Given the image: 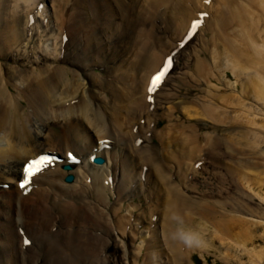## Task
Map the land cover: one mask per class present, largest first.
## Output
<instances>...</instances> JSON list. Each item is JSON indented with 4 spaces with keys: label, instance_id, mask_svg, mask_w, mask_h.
I'll list each match as a JSON object with an SVG mask.
<instances>
[{
    "label": "rangeland",
    "instance_id": "374dc122",
    "mask_svg": "<svg viewBox=\"0 0 264 264\" xmlns=\"http://www.w3.org/2000/svg\"><path fill=\"white\" fill-rule=\"evenodd\" d=\"M15 1L20 2V0ZM67 1L73 2L74 0ZM245 1L242 2L245 3L242 7L248 6L250 9L245 11L247 13L241 19L240 16H236L233 13V5L235 4L236 6L238 0H186V3L183 0V5H187L189 20L188 25L186 27L181 26L182 29L179 30V24L175 20V16L173 19L171 15L158 18L159 15L171 10V3L165 2L161 6L163 11L160 7L156 13L155 0H142L141 15H136L134 18L133 27L128 31V36L136 41L138 36L140 37V41H137L141 45L139 55L146 56L143 53L146 51L145 53L151 57L153 62L152 67L148 70L149 73L158 69L171 50L178 47V43L183 40V35L190 21L199 14L205 13L206 16L204 19L205 23L201 27L199 34L190 45L176 55L173 72L167 77L164 84L159 89H156L157 92L151 98V102L149 103L148 99L146 100V84L148 85V79L150 78V74L147 72L145 76L148 83L145 82V78V81H140L141 94L136 98L137 100L135 99L136 104L132 103L134 109L121 117L122 127L118 131L111 130V135H108L111 137L109 139L122 141V144L114 142L110 150L109 148L104 150L103 154L107 157L106 160L108 161L110 158L111 161H115L119 165L128 151L132 153L130 150H133L131 149L133 147L138 155L134 158L138 163L137 178L139 179L138 176L141 172L140 178L143 181H135L126 192H123L118 183L114 182V184L112 183L114 186L112 185L111 191H106L105 194L98 196L96 207L100 211L107 212L106 216H103V222L97 220L96 215L89 213L88 210H82V208L73 217L66 211L54 208L55 193L65 194L64 189H66L61 188L58 184L54 189L49 188L47 185L44 186V188L48 189L47 198L41 196V193L34 194L37 189L42 187L37 184L36 188L29 194H32L30 196L31 206L26 207V209L24 208V203H28L25 200L28 195L23 196V192L21 193V189L18 188V177L15 181H12L13 184H0V194L5 191L13 197V200L16 198L19 201V210L22 211V214L27 211L31 217L30 220H27V223L23 222L19 226L16 225L17 231L14 229L15 223H12L14 230L10 233L14 237V247L17 252L16 261H12V264L14 262L16 264H153L149 262L148 254H150L149 250L152 248L154 232L162 228L160 239L165 237L163 225L167 222L165 219L168 220L172 213L181 216L183 224L178 225L173 222L172 229L168 230L169 233L177 227L193 229L201 234L204 244L198 248H187L178 243L170 253L168 252L169 248L166 249L160 244L164 248V256L167 252L169 254L160 260L161 263L157 261L154 264H264V101L258 97L259 87L264 82V72L261 73L259 71L258 74L255 68L245 70L243 63L238 67L235 65L234 60H237L240 56L242 59L244 56L247 58V53H251L249 44L244 43L241 45L240 54L238 53L239 51H236V54H239L237 59L236 57L231 58L232 47L228 49V46L230 47L232 44H228V42L232 38L231 32L233 29L238 31L233 34V37L237 38V35L241 32L239 29L246 25L251 28L253 34L250 31L252 37L249 38V42L254 41L259 45V51L254 56L252 54L249 60L252 59L250 61L252 63L258 60L257 55H260L264 61V0ZM10 2L14 5V0H10ZM82 2L83 0H77L74 3H70L76 14H73V10H67L65 16L62 15L59 9V0H43L42 3L39 1L36 5H33L34 3L31 4L32 6L28 5L29 9L27 8L26 11H33L32 15H37V24H40L44 18L43 24L36 26V28L40 35H45L39 41L37 38L35 40L36 44L33 43L28 49L41 45L43 47L49 45L52 48L53 36L45 34L52 27L55 29V37H62L59 39L60 42H65L66 38L67 42H69L68 31L70 30L71 34L77 36V40H74L73 35L70 36L71 46H78L77 48L75 47L77 49L75 55L84 54L82 58L74 60L80 64L81 72L76 69H72V71L76 74L79 73L82 78L87 77V87L90 82L99 79L97 81L98 85L94 84L93 86V89L98 91L102 85L100 79L108 77L111 70L106 68L107 66H99V63L104 62L102 58L105 52V50L100 51L98 48L100 47L99 43L92 42L90 46L86 41L88 37H93V39L99 37L97 35L101 28H98L100 21L96 19L97 15L91 11L85 13L86 17L82 21L83 13L81 12L84 9ZM23 5L25 6L24 3ZM40 9L42 12L38 13ZM250 10L255 13L253 18L250 15ZM26 11L25 13H27ZM155 13L156 18L152 17ZM90 14H93V16L87 21ZM48 15L49 25L47 27L44 22L47 23ZM51 16H53L52 19H50ZM246 16L251 17V21ZM34 17H32L31 23H35ZM244 19L246 21H243ZM80 21L84 24V29L78 25ZM220 22H224V25L219 28ZM246 22H251L252 26L248 25V23L246 24ZM77 26L78 28L75 29ZM219 29H223V32ZM134 30L141 31L142 34H133ZM104 32H107V28H104ZM46 40L48 43H46ZM0 41H2L1 37ZM13 47L14 45L7 44L5 46L7 51L5 53L0 51V67L3 68L2 72L5 74L6 81L9 82L14 73L13 67L18 65L13 60V57H15V50L19 46L12 49ZM65 50L64 55L68 52L67 48ZM217 50H222V56L226 59L221 61L220 53ZM253 52L254 49L252 48ZM129 54L130 52L125 51L112 65L117 68ZM86 57L91 58V60ZM254 58L255 60L253 61ZM64 63L66 64V62ZM42 65L46 64H34L30 66L28 71L34 70L39 73ZM106 65L110 66V64ZM258 65L260 66L259 63ZM136 78L137 75L130 78V86H132ZM117 79L115 78L114 80L116 81ZM14 95L19 98L16 91H14ZM99 97L101 98L97 101V105L101 103L107 108L113 105V93L110 91L99 94ZM84 99L88 101L87 90H84L83 86L70 101L60 102L48 109L49 111L62 112L68 109L69 106L83 103ZM105 99L109 100L105 102ZM209 104L219 107V110L222 111L221 118L227 112L231 113V115H226L225 120H223L224 118L221 120L212 119L211 115L204 111L206 105ZM240 106L244 107L240 108ZM246 108L248 109L246 110ZM24 111L29 113V106H26ZM25 115L22 114V118H25ZM231 117L236 120L235 123L237 121L239 123L237 122L236 125L232 126L230 124ZM249 119L254 124H247L250 123ZM237 125H240L238 129H241V134L239 132L237 139H235V136L232 142L228 132H230V127H238ZM69 127V123L56 124L58 132L60 129L69 130ZM251 133L255 134L250 135ZM58 136L59 143H56L57 145L60 144L58 149H63L64 152H71L68 144H73L72 139H65L62 134H58ZM101 136L103 135L96 137L95 140ZM136 140H139L141 145L140 143L138 145ZM250 140L251 142H249ZM42 141L43 144L38 148V151H40L38 154L51 153V144L46 142L45 138ZM212 142L216 145L210 146L209 144ZM87 145L88 143H83L78 146V149H84L82 153H78L80 158H82L81 165L83 163L89 164L87 161L91 154L86 151L88 149L86 148ZM120 150L121 154H119ZM247 160L253 163L255 166L253 169L245 165ZM22 167L21 163L19 169H22ZM157 169H160V171L158 172ZM100 171L101 169H96L97 174H102ZM161 175L165 176V180H162ZM64 178L65 176L61 180L62 185L67 184ZM92 181V176H88L86 183L74 194V202L77 195L90 197ZM111 182H113V179H111ZM175 184L179 186L177 190L179 188L178 192L181 195L175 199L178 207H176V210L163 209L166 200L163 195H160L161 186L167 189ZM5 185L8 186L7 189ZM105 186L106 184H103L104 188ZM157 186L160 187L159 194L156 191ZM139 187L143 189V195H141V192L136 195L138 192L136 190ZM131 194L132 196H130ZM173 197L171 194L168 195L170 200ZM69 200L70 198L67 197L66 201ZM21 201L22 203H20ZM75 204L77 205V203ZM1 207L6 210L9 209V206L3 207L0 202V215ZM119 207L122 209L120 215L113 216L112 214ZM10 211L13 212V210ZM187 213H190L191 221L186 219ZM213 215L216 216L214 220ZM120 216H124L121 221L122 228L117 225L119 219H121ZM231 217L244 219L242 221L246 223L245 225H237L238 229L236 232L239 233L238 237L224 236V233L215 227L214 221ZM160 218L163 219V225L161 226H159ZM41 223L45 225H40ZM8 224L9 222L0 216V264H6L3 261L4 253L1 249L5 241L4 238L7 235ZM69 224H75L73 231ZM107 224H109L108 228ZM19 228H23V235L20 234L22 232L19 231ZM98 228L101 230L97 231L96 229ZM24 238L29 239V245H24ZM70 242L76 244V254H73L74 252L70 253V249L64 246L65 244L69 246ZM60 244L61 249H56V246ZM87 246H89V249H86ZM65 248L68 252L64 254ZM137 253L138 256L136 257ZM173 253L176 254L177 258L171 257ZM91 259H94V261H91Z\"/></svg>",
    "mask_w": 264,
    "mask_h": 264
},
{
    "label": "bare ground",
    "instance_id": "6f19581e",
    "mask_svg": "<svg viewBox=\"0 0 264 264\" xmlns=\"http://www.w3.org/2000/svg\"><path fill=\"white\" fill-rule=\"evenodd\" d=\"M39 1H41V3L43 2V0H20V2L14 0L13 2L14 5H12V2H10V0H0V37L2 39V41H0V44H1L0 51L2 53L3 52L5 53L7 51L5 49V46H7V44L12 45V46L14 45L12 49H14L16 46H19L18 49L15 50L16 51L15 57H13V60H15V62H17L18 65L13 67L14 73H13V76H11L10 78V82L6 81L5 74L2 72L3 68L0 67V184L12 183V181H15L17 179V177L19 178V183L20 182L22 183V180L25 178V173H24L25 165L29 163L30 160L35 159L41 155V154H38L40 153V151H38V148L43 144L42 140L45 138V140H47L46 142L51 144V150L53 152L55 151L57 156L59 155V159L61 158V162L60 161L54 162L51 165H48L50 167L44 166V168L41 169L40 172L36 173L31 178L30 186L24 187L23 190H21V193L28 192L30 189H32L33 191L36 188L35 186L38 184L42 187L40 189H37L36 193L34 194L41 193L40 194L41 196H43L44 198H47L48 189L44 188V186L47 185L49 186V188L54 189L58 184L61 188L63 189L66 188V189H64L65 194L55 193L56 198L53 200L54 208L60 211H66L69 214H71L72 217L75 216L79 212V209L82 208V210H88L89 213L96 215L98 218L97 220H100L103 222L104 221L103 216H106L107 212L100 211L96 207L98 196L105 194L106 191H111L112 190L111 187L114 184V182L118 183L120 189L123 192H126L132 183H134L135 181L142 180V178H140L141 172L138 176L139 179L137 178L138 163L136 162V160H134V158H136L138 155L136 154V150L133 147H131V149L133 150L129 149L130 152L132 153H129L128 151V153L123 157L122 163L118 165V163H116L115 161H111L110 158H109L110 161L106 160L107 157L103 154V151L107 150V148L106 147L104 148V146L106 145L103 144L104 143L103 140H100L102 138L107 137L108 135H111L110 134L111 130L118 131V129L122 127L121 117H123L124 114H126L129 111L132 112V110L134 109L132 107V103L135 105L136 100H137L136 98L141 94L140 81L144 80L145 78L146 81L145 80L144 81L147 82L145 74L147 72L149 73L148 70L153 65L152 59L150 56H148L147 53H145L146 51L143 52L146 56L139 55L141 45H139L137 41L138 40L140 41V37L138 36V40L136 41V40H132L131 37L128 36V31L131 30L133 27L134 18L136 17V15L138 16L141 15L140 11L142 10V5H141L142 0H83L82 2L83 8H84L81 12L83 13L82 21L86 17L85 13H89L91 11L92 13H95L97 15L96 19L100 21L99 23L100 26L98 25V28L99 29L101 28V31H99L97 35L99 37H97L96 39H93V37L91 38L88 37L86 41L90 46L92 45V42L99 43L100 47L98 48L100 49V51L102 52L103 50H105L103 54V58H102V61L104 62L99 63V66L101 67L107 66L106 68H110L111 70V73L108 75V77H104V79L102 78L100 79L102 85L99 87L98 91L93 89V86L94 84L98 85L97 81L99 79L96 81L90 82L89 86L87 87L86 86L87 84L86 82L88 81L86 80L87 77L82 78V76L79 73L76 74L74 71H72V69H76L80 71V68H79L80 64L76 63L74 60L76 58L77 59L82 58L84 54L75 55L77 51L76 48L78 46H75L76 48L71 46L72 43H70V36L73 34L70 33V30L68 31L69 42L67 43L60 42L59 39L62 37L60 36H59L60 38L55 37L56 36L55 29L54 27H52L45 32V34H48V36H53V39H52L53 47L52 48L49 47V45H45V47L41 45L39 47L35 46V47H30V49H28V47L32 45L33 43L36 44L35 40L37 38L39 41L41 40V38L45 36V35L44 36L40 35L36 28V26L38 25L41 26L43 24L44 18L41 20L40 24H37V19H36L37 15L36 14L32 15L33 11H30V12L26 11V9L28 8V5H31L33 3H34L33 5H36ZM76 1L77 0H74L73 2L67 1V0L66 1L59 0L58 6L63 16H65L67 10H73L74 11L73 14L74 15L76 14L75 9L72 8L73 6H70V3H74ZM244 1L238 0V3L236 2V6L235 4L233 5L234 7L233 13L236 16L237 15L240 16L241 19H242V16L244 18V14L246 15L247 12L245 11H248V9H250V7L248 6L242 7V5L245 4V3H242ZM165 2H169L172 4L171 10L169 12H166L163 15H159L158 18H160L161 16L168 17L171 15L173 19L175 16L176 17L175 20H177V23L179 24V30L182 29L181 26L186 27L188 25L189 17H188L187 8H186L187 5L186 6L183 5V0H155L156 7H157L156 13L158 9L164 5ZM23 3L25 4V6L23 5ZM185 3H186V0H185ZM32 10H34V8H32ZM25 11L27 13H25ZM40 12H42L41 9L38 11V13ZM139 12L140 14H138ZM249 12L248 13L253 18L255 13H253L251 10ZM156 13L153 14L152 17L156 18ZM230 13L234 15L232 11H230ZM33 16H35L33 19L35 20V23L34 22L31 23L30 18H32ZM91 16H93V14H90L88 16L87 21L88 19L90 20ZM47 17H48V21L47 23L44 22V24L45 26L48 27L49 15ZM52 17L53 16H51L50 19H52ZM251 17H248L250 18L249 21H251L252 19ZM121 19L123 20L121 21ZM172 19H171V22H172ZM117 20H120V21H117ZM82 21H80V23L78 22V25L82 29H84L83 27L84 24H82ZM243 21H246V20L244 19ZM53 22L55 23V21ZM224 22H220L219 25L218 24L216 25H218L220 28V26L224 25ZM247 23L248 22H246V24ZM250 23H248V25H251ZM77 28L78 26L75 29ZM104 28H107V32H104ZM215 28H218V27H215ZM221 31L223 32V29ZM239 31L241 32L237 35V38H234L233 34H235L238 31L233 29V31L231 32L232 38L230 37L231 39L228 42V44L232 43L230 47L228 46V49L231 47L233 49V51H231L230 53L231 58L236 57L237 59V56L240 54V50L242 49L241 45H243L244 43L249 44L251 53L250 54L247 53V58L246 56H244V58L242 59L240 56L237 60H234L235 65H237L238 67L243 63V65L245 66L244 68L245 70H248L249 68H252V69L255 68L258 74H259V71L261 73L264 72L263 71L264 61H263V58L260 57V55H257L258 60H255L254 58L253 61L254 60L255 61L252 63L250 62L252 59L249 60L250 59L249 57L252 56V54L254 56V54L259 51V45L256 42L254 41L249 42V38L252 37L250 35L251 28L249 26L244 25V27H241ZM133 34L141 35L142 32L138 30L136 31L134 30ZM251 34H252V31H251ZM73 37H74V40H77V36L73 35ZM144 39H143V42H144ZM46 43H48L47 40H46ZM65 48L68 49L69 55H68V52L66 55H64L66 52ZM252 48L254 49L253 53H252ZM125 51L130 52V54L128 55L127 58L123 59L121 61L122 63H120L116 68L112 64L116 62ZM142 51H143V48H142ZM236 51L237 52L239 51L238 52L239 54L238 53L236 54ZM219 53H220L221 61L223 59H226V58H223L222 56V50L219 51ZM74 55L75 57L72 58V56ZM87 59L91 60V58H87ZM64 62H66V64ZM40 63H45L46 65H42V68L40 69L39 73H36V71L34 70L31 72L28 71L30 66H33L34 64H40ZM258 63L260 64V66L258 65ZM28 64H32V65L29 66ZM106 64H110V66L111 65L112 66L110 67L109 65H106ZM87 65L85 66L87 67ZM256 65H257V68H256ZM160 68L161 67L159 66L158 69ZM201 68H203V66H201ZM158 69H155L154 71L151 70L153 72L149 73L150 75L148 74L149 77L152 78V76ZM135 75H137V78L133 82L132 86H130L131 84L130 78ZM194 75H197V74H194ZM208 75H210V73H208ZM110 77L112 78L110 79ZM115 78H118V79L115 81L114 80ZM105 83H107L106 84L107 86L105 85ZM83 86H84V90H87L88 101L84 99L83 103L81 102L73 106H69L68 109L62 112H58L55 110L49 111L48 108L51 107L52 105H57L60 102L70 101L75 96V94L81 90ZM160 86H157V89H159ZM14 91L18 93L19 98H17L14 95ZM100 91L101 93H99ZM107 91H110L111 93H113V99H112L113 105L110 108L103 106L101 103L97 105V101L101 98L99 97V94H103L104 92H107ZM258 93H259L258 97L262 101H264V82L259 87ZM108 100L105 99V102H107ZM130 103H131V108H130ZM26 106H29L30 108L29 113L24 111ZM242 107L240 106V108ZM205 108L206 109L204 111H207L208 114L211 115L212 119L216 118V119L221 120L224 118L223 120H225L226 115H231V113L227 112L226 115H223V117L221 118L222 111L219 110V107L214 106L213 104L206 105ZM247 109L248 108H246V110ZM231 110H234V109H231ZM22 114H26L25 118H22ZM235 121L236 120L232 119L231 117L230 124L232 126L234 124L236 125L238 121L236 123ZM251 121L252 120L249 119L250 123H247V124H254ZM57 123L59 124L69 123L70 124L69 130L60 129L58 132L56 128ZM239 127L240 125L238 127H235V126L230 127V132H228V134L230 133L232 142L234 141L233 139L235 136H236L235 139H237L239 132L241 134V129H238ZM58 134L64 135L65 139H69V140L72 139L73 144L71 145L68 144V148L69 149L72 148L71 152H74V154L79 159H80V156L78 155V153H82L84 151V149H78L79 144L88 143L86 147L88 149H86V151L87 153L91 154V156L89 157V160L87 161L89 164H84V163L83 165H81L82 163L80 165L74 164L72 162V159L67 155L70 152L65 151V153L63 154L64 152L63 149H58L59 148L58 146L60 144L58 145L56 144V143H59ZM254 134L251 133L250 135H254ZM100 135H103V136L95 140L96 137ZM214 142L210 143L209 145L210 146L216 145L214 144ZM249 142H251V140ZM94 146L97 147L96 152H93V150L95 149L93 148ZM121 153L122 152L120 150L119 154ZM94 155L98 157V159H103L104 162L95 163L93 160H91L92 156ZM61 156L64 157L65 159H63ZM21 163L23 167L22 169H19V166L21 165ZM66 165H71V167L66 169L65 167ZM245 165L251 169L255 167L250 160H247L245 162ZM96 169H101L100 172L102 174H97L98 172H96ZM157 171L159 172L160 169H157ZM90 175L92 176V179H93L92 184H91L92 192L90 193V197L77 195L75 202H74L73 200L74 194L79 191L78 189L82 187L84 183H86V179ZM64 176H65L64 181L67 184L62 185L61 180L63 179ZM161 177L163 178L162 180H165L164 175H161ZM67 178L70 179L69 182L67 181ZM111 179H113V182H111ZM118 179H119V182H118ZM147 179H148V175H147ZM7 181H10V182H7ZM103 184H106L105 188L103 187ZM141 187H139L136 190L138 191L136 195H138V193L140 194V192H141V195H143L142 194L143 189ZM177 187L179 186H177L176 184L168 187L167 189L161 186L160 195L161 196L163 195L166 200L165 204L163 205L164 207L163 209L176 210V207H178L175 199L177 197H180L181 195H179V192H178L179 188L177 190ZM159 189L160 187L157 186L156 191L158 194L160 192ZM170 194L174 196L171 200L168 198V195ZM31 195H28V197L25 199L27 200L26 202H28L27 204L24 203L25 209L26 207L31 206V203H30ZM130 196H132V194ZM149 196H152V195H149ZM67 197L70 198L69 201H66ZM0 202L1 204H3V207L9 206L8 210L1 207L2 209H1V215H0L2 219L9 222L7 226V235L4 238L5 241L1 249L3 250V253H4L3 261L6 262V264H12V261H16L17 252L14 247L15 240H14L13 235H11V233L14 229L16 230V225L19 226L23 222L27 223L28 222L27 220L28 219L30 220L31 217H30V214L27 213V211L26 212L24 211V214H22V211L19 210V206H20L19 201L16 198H14L13 200V197L9 193H6L5 191L0 194ZM20 203H22V201ZM75 203H77V205ZM10 210H13V212H11ZM71 210L73 211L71 212ZM121 211L122 209L121 207H119L114 211V214L112 215L113 216L120 215ZM215 217L216 216L213 215V220ZM120 218L121 219H119V222L117 223V225L120 226V228H122L123 225L121 224V221L123 220L124 216H120ZM186 219H189L190 221L192 220L190 213H187ZM165 220L167 222L166 223L164 222L165 223L164 225L162 224L163 219L159 220V226L163 225V233L165 237L163 239H160L161 238L160 236L162 234L161 233L162 228L157 231L155 230L154 237L152 240V243H153L152 248L149 250L150 251V254H148L149 262L153 264L154 262L160 261L161 259L165 258L166 255L169 254L173 248H175L174 246L178 244V243L172 242L168 238V234H169L168 230L172 229L173 221H171L170 218H168V220L167 219ZM242 220L244 219H238L235 217H231V218H226L222 220L221 219L216 220L214 221V224L217 229L221 230L224 233L223 234L224 236L226 235L229 237H238L239 233L236 232V230L238 229L237 225L246 224V223H243ZM170 221L172 222L171 224H170ZM13 222L15 223L14 229L12 227ZM42 224L45 225L44 223H41L40 225ZM75 224H72V225L69 224V226L72 227L71 228L72 231L75 227ZM108 225L109 224H107V228H108ZM167 225L168 227H166ZM96 230L99 231L101 229L98 228ZM17 236L20 238L18 233H17ZM28 242H29V239H28ZM160 244H162V246H164L166 249L169 248V251H168L169 253L167 252L165 256H164V252H165L164 248H162ZM64 246L70 249L69 251L70 253L72 252H74L73 254L77 253L75 251L77 247L76 244L70 242L69 246H67V244H65ZM60 247H61V244L57 245L56 249L60 250L61 249ZM66 248L64 250V254L68 252ZM86 249H89V246H87ZM135 256L137 257L138 253ZM171 257L177 258L175 253H173ZM92 260L94 261V259H91V261ZM13 264H16V263L14 262Z\"/></svg>",
    "mask_w": 264,
    "mask_h": 264
},
{
    "label": "clouds",
    "instance_id": "9594fccd",
    "mask_svg": "<svg viewBox=\"0 0 264 264\" xmlns=\"http://www.w3.org/2000/svg\"><path fill=\"white\" fill-rule=\"evenodd\" d=\"M170 220L178 225L183 224V218L176 213H172ZM168 238L174 242L182 244L187 248H198L204 244L201 234L193 229H186L184 227H177L168 234Z\"/></svg>",
    "mask_w": 264,
    "mask_h": 264
},
{
    "label": "snow or ice",
    "instance_id": "6c2138e0",
    "mask_svg": "<svg viewBox=\"0 0 264 264\" xmlns=\"http://www.w3.org/2000/svg\"><path fill=\"white\" fill-rule=\"evenodd\" d=\"M171 67V60H169L165 66V68L156 76L154 77L153 81H152V87L149 89V91H154L156 86L160 83V81L163 79V77L165 76V74L167 73L168 69ZM48 162L47 158H41V160L39 161H35L33 163H30L29 165H27L24 169V173H25V178L22 180L21 183V187L24 188L26 186H28L31 182V178L38 172L41 171V168L39 167V165L41 163H45Z\"/></svg>",
    "mask_w": 264,
    "mask_h": 264
},
{
    "label": "water",
    "instance_id": "95a60500",
    "mask_svg": "<svg viewBox=\"0 0 264 264\" xmlns=\"http://www.w3.org/2000/svg\"><path fill=\"white\" fill-rule=\"evenodd\" d=\"M97 162H98V163H103V160H98ZM66 169H67V168H66ZM72 180H73V179H72ZM72 180H71V181H72ZM67 181L69 182V181H70V179H69V178H67Z\"/></svg>",
    "mask_w": 264,
    "mask_h": 264
}]
</instances>
